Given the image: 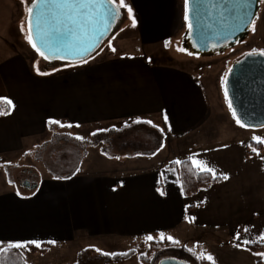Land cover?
Here are the masks:
<instances>
[{"label":"crops","instance_id":"1","mask_svg":"<svg viewBox=\"0 0 264 264\" xmlns=\"http://www.w3.org/2000/svg\"><path fill=\"white\" fill-rule=\"evenodd\" d=\"M125 3L136 26L127 17L126 29L87 63L44 68L28 51L0 47V102L8 107L0 115V165L13 167L10 179L0 169V249L37 240L50 247L43 253L23 249L26 264H79L83 251L89 257L133 251L107 264H140L146 237L168 241L160 240L162 232L197 257L211 255L213 264H264L258 255L264 252L241 243H261L255 238L264 233V143L259 154L245 156L253 136L236 123L221 85L230 66L157 60L164 53L158 41L182 37L185 0ZM104 124L130 125L120 138L148 133L157 144L137 155L116 140L107 154L87 148L70 173L48 172L50 134L73 136ZM38 150L44 160L34 158ZM190 158L223 180L184 196L179 170L168 164L192 165ZM27 170L33 181L25 178ZM238 234L241 239H234Z\"/></svg>","mask_w":264,"mask_h":264},{"label":"snow or ice","instance_id":"2","mask_svg":"<svg viewBox=\"0 0 264 264\" xmlns=\"http://www.w3.org/2000/svg\"><path fill=\"white\" fill-rule=\"evenodd\" d=\"M26 6L27 13V35L26 40L31 45V47L41 56L44 60H49L50 56L47 52L42 50L43 48L51 49V41L53 39V32L45 30L44 25L51 24L55 28V38L59 41L65 43L66 47L72 49H79L81 52L88 51L89 47H93L94 44L92 41L94 39H99L103 35V32L100 30L101 26L106 30L110 26L109 22L117 20L121 15V9L127 7L125 0H22ZM202 0H185V14L184 20L187 23L188 30L191 31L193 24L190 22V4L196 3L199 4ZM264 4V0H220V9L221 17L226 18V14L236 10L239 12V9H243V14L238 15L237 18L240 19L241 23H247L251 26V29L255 30V21L259 19V14H251L250 9L253 3ZM213 7H215V0H212ZM231 5V7H229ZM40 9L39 12L36 10ZM197 15L199 14V8L191 9ZM128 18L132 19V26H136V20L133 17V11L131 7H127ZM35 20V23H34ZM21 31H25L24 23L21 24ZM40 38V46L35 42L36 36ZM42 46V47H41ZM115 51V49H112ZM183 51V49H179ZM52 55H58V51H52ZM247 56L259 55L264 57V50H252L246 54ZM87 63L85 59L83 61ZM38 74L47 75L48 73H40L37 69ZM231 71V70H230ZM227 80H222L221 85L224 88V97L225 101L228 104V108L232 113L233 118L236 120V123L240 127H246L242 122L241 118L237 117V112L233 108V102L229 99V93L227 88ZM8 103H11L10 101ZM5 114L3 111H0V115ZM166 119V118H165ZM141 121L137 120L136 123ZM51 123H56L52 121ZM144 123H151V121H145ZM64 125H61L63 127ZM71 127V125H68ZM155 127V125H153ZM77 140H82V137L77 136ZM253 140L257 143H264L259 137H253ZM251 147V145H249ZM253 152H257L256 148H252ZM257 154H259L257 152ZM119 159V157H117ZM192 165L205 172L212 173L215 177V171L207 167L204 162L192 159ZM176 164H181L182 162L177 160ZM224 179H227L225 176ZM163 195V193H161ZM19 195V193H17ZM244 232L247 233L248 229H244ZM160 240L163 241L167 239L172 244H179L178 240H175L173 237H165L164 233H160ZM153 236L149 235L146 237V241H152ZM236 240H240L241 237L238 234L234 237ZM258 242L264 243V233H261L257 238ZM253 239H244L242 240L243 245H249L253 243ZM48 243L54 244L55 241H48ZM31 244L36 248L42 247V242L37 240L32 241H19V242H8V248L13 250H23L27 249L28 245ZM235 247H240V245H234ZM3 251V249H0ZM97 251H100L97 249ZM105 256H115V255H126V254H116V253H102ZM264 255V254H258ZM198 259L204 258V254L197 257ZM207 260L213 261V257L208 255Z\"/></svg>","mask_w":264,"mask_h":264},{"label":"rangeland","instance_id":"3","mask_svg":"<svg viewBox=\"0 0 264 264\" xmlns=\"http://www.w3.org/2000/svg\"><path fill=\"white\" fill-rule=\"evenodd\" d=\"M118 2V0H117ZM127 7H130L125 3ZM127 7L122 8L124 11V18H122L121 22L115 27V29L112 31L111 35L99 46V48L95 51V53L87 58L86 60H91L95 55H97L99 52H101L104 47L110 43V40L112 37H114L119 31L126 29V20L128 17L127 14ZM132 8V7H131ZM259 19L255 21V30L253 31L251 29V26L245 35L243 39L238 41L233 47H229L227 49H224L222 51H215L210 56H194L189 53H185L184 49L182 47V40H183V34L185 31V20H184V9L183 6L180 7L179 10V17L180 20L178 22V28L179 30H182V37H179L177 40L173 38H163V40L158 41L159 48L165 53V50L167 51V54L162 53L160 56L157 57V60L159 62H172L174 57H182V59H185V61H189L194 64H201V63H209V62H215V63H225L227 67L231 66V64L239 59L242 55L252 52V50H264V4H260V10H259ZM26 6L25 3L22 2V0H0V47H6L8 50H16L19 51H28L30 55H36L37 61L40 62V65L42 67H50V68H59L62 66L63 62L60 61H54V62H48L44 60L27 42L26 35H27V23H26ZM24 23L25 31H21V24ZM121 34V35H126ZM163 44V45H162ZM179 49H183V51H180ZM179 59V58H178ZM181 61V60H180ZM52 68V69H53ZM121 127L115 128L119 129ZM110 129H113L111 124H104V125H98L93 127H85L80 128L77 130H74L72 133L73 136H68L65 130H62L61 132H57V135L59 142L56 146H53L56 144L54 142L53 134H50V142H52V145H49L51 150L49 151L50 156L48 157V160L45 161L43 158V152L41 150L35 151L33 153L35 159H43L44 164H46V168L50 174L57 175V174H65L70 173L72 170L76 169L78 162H80L81 155L79 153H82V155L87 153V148L92 147L89 144V141L91 140L94 133L97 132H107ZM243 131H248L252 134L253 137H264V128H258V129H248L242 128ZM227 135L230 134V129L227 128ZM82 137V140H77L76 137ZM140 136L135 139L129 138V140L120 138V145L122 146H128L131 150H133V154H146L151 151L157 144L155 136L151 134H138V135H132ZM70 137V138H68ZM120 137V136H119ZM252 137V138H253ZM109 138L112 139L111 145H114V139L116 138L115 134L109 133ZM132 139V140H131ZM57 140V139H56ZM254 141V140H253ZM256 142V141H254ZM72 144V145H71ZM109 147V146H108ZM58 148V149H56ZM79 148L81 151H79ZM97 148L100 151L101 146H97ZM66 149H72L74 152H70ZM58 150H61L58 151ZM85 150V151H84ZM109 151V150H108ZM101 152V151H100ZM66 154L70 155L69 159H66ZM84 154V155H85ZM80 156V157H79ZM57 162H59L62 166H57ZM4 164V162H2ZM0 169L2 170V173L7 176L8 179L12 178V166H4L0 165ZM26 179L33 181V178L30 177L33 172L31 170H27ZM25 183H27L25 181ZM149 245L142 246L140 248L141 255H144L147 253ZM139 249V248H138ZM264 254V253H262ZM259 257L264 260V255H259ZM159 261V259H158ZM158 261L155 263L157 264ZM26 264V262H25Z\"/></svg>","mask_w":264,"mask_h":264},{"label":"water","instance_id":"4","mask_svg":"<svg viewBox=\"0 0 264 264\" xmlns=\"http://www.w3.org/2000/svg\"><path fill=\"white\" fill-rule=\"evenodd\" d=\"M219 5L220 0H215V7H213L212 0H202L199 4H190V22L193 24V28L189 31L185 22L183 34V38L189 42V45H186L189 48L187 53L199 57L210 56L215 51H222L233 47L245 37L250 25L241 23L240 19L237 18L238 15L243 14V9H239V12L233 10L226 14V18H222ZM196 8H199L198 15L191 11V9ZM259 10L260 3H253L250 9L251 14L255 15L259 13ZM36 11L39 12L40 9ZM120 11V17L117 20L110 21V26L106 30L101 26L100 30L103 32V35L99 39H94L92 41L94 46L89 47L86 52L66 47L64 42L55 38L54 26L51 24L44 25L45 30L53 32L51 49L41 46L42 50L50 56V59L46 61L79 63L92 56L121 22L123 11L122 9ZM27 19L28 17L26 18V23ZM35 42L40 46L38 35L35 38ZM52 51H58V55H52ZM246 54L231 64L224 80L228 81L229 99L233 102V108L237 112V117L241 118L242 122L246 125L244 128L258 129L264 127V57L259 55L247 56ZM24 185L26 186L28 183ZM157 264L186 263L174 258H165Z\"/></svg>","mask_w":264,"mask_h":264},{"label":"trees","instance_id":"5","mask_svg":"<svg viewBox=\"0 0 264 264\" xmlns=\"http://www.w3.org/2000/svg\"><path fill=\"white\" fill-rule=\"evenodd\" d=\"M122 18H124V12H122ZM186 45H189V42L185 38H183L182 47L185 53H187L189 50V48H187ZM0 104L5 107L4 113H7L8 107L6 103L0 102ZM129 128L130 125L128 126L125 125L119 129H110L106 133L105 132L94 133L88 145H91L92 147L101 146L100 151L103 154H107L108 146H110L113 141L112 139L109 138V133L116 135V138L114 139L115 142L116 140H119L120 139L119 136H121ZM57 137H58L57 134H53V138H54L53 141L56 142V144L53 146H56L59 143L57 142L59 140V138ZM51 143L52 142H50V145H52ZM249 145H251V147H249ZM253 147L257 149L258 153L262 150L261 143L249 141L246 144V152H245L246 157L257 154V152L252 151ZM66 150L73 152L72 149H66ZM83 155L81 156L80 160L82 159ZM69 158L70 155L66 154V159ZM181 162L182 163L179 165L176 164L175 162H171L168 164V166H174L178 168L181 190L184 196L194 195L197 193L199 189L201 188L207 189L212 185L219 183L223 180L222 177H213L212 175H210L205 171H201L194 168L188 160H183ZM148 245L149 247L147 253L144 255H140L138 257L140 264H155L158 261V259L160 261L165 258H174L186 264H213L212 262L205 260L203 258L198 259L196 255H194L192 252L187 250L185 247L177 246L168 241L165 242L150 241ZM49 247H50L49 245H43L41 248H36L35 246L28 245V249L30 251L32 252L39 251L41 253L45 252ZM246 247L253 253L264 252V243H253L247 245ZM2 249L3 251H0V264H25V256L23 250H13L8 247ZM123 254L126 255L105 256L103 254H99L95 257H89L88 251H83L81 253V262L79 264H107L109 262L116 263L124 259L130 258L134 254V252L128 251ZM257 264H260V261H257Z\"/></svg>","mask_w":264,"mask_h":264},{"label":"flooded vegetation","instance_id":"6","mask_svg":"<svg viewBox=\"0 0 264 264\" xmlns=\"http://www.w3.org/2000/svg\"><path fill=\"white\" fill-rule=\"evenodd\" d=\"M26 18H27V15H26Z\"/></svg>","mask_w":264,"mask_h":264}]
</instances>
